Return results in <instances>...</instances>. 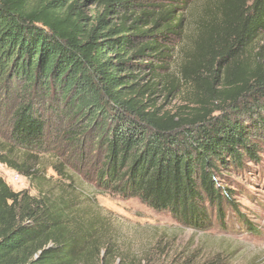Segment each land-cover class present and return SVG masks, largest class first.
Here are the masks:
<instances>
[{
	"label": "trees",
	"instance_id": "1",
	"mask_svg": "<svg viewBox=\"0 0 264 264\" xmlns=\"http://www.w3.org/2000/svg\"><path fill=\"white\" fill-rule=\"evenodd\" d=\"M196 2L0 0V162L28 175L37 152L96 153L88 176L104 193L196 230L225 226L228 206L244 219L226 184L261 161L264 64L239 50L264 36V0H207L201 15ZM189 26L194 47L174 72ZM179 82L189 105L161 111L151 97ZM71 201L0 176V264H100L102 212Z\"/></svg>",
	"mask_w": 264,
	"mask_h": 264
},
{
	"label": "rangeland",
	"instance_id": "2",
	"mask_svg": "<svg viewBox=\"0 0 264 264\" xmlns=\"http://www.w3.org/2000/svg\"><path fill=\"white\" fill-rule=\"evenodd\" d=\"M205 3L207 0H197L193 13L201 15ZM185 34L170 61L174 72L179 71V65L194 47L197 34L193 26ZM248 55L264 64V36L239 50L240 58ZM210 59L208 55L196 59L195 67L204 75ZM148 72L145 69L142 75ZM190 93L192 89L179 82L173 92L157 91L151 98L161 111L174 113L189 105ZM0 130L6 133L7 127ZM258 138L262 142L260 163L251 164V169L245 172L233 171L230 174L233 181L226 184L236 190L234 200L244 219L228 206L225 226L216 216L201 230L168 213L153 210L136 197L125 199L100 191L88 176L90 160L96 158V153L86 152L87 157L81 159L79 151H66V148H60L58 157L37 152L22 167L28 175L0 162V176L16 192L31 196L46 192L63 195L71 202L80 200L81 207L101 211L104 223L99 244L100 264H264V136ZM18 161L22 162V157Z\"/></svg>",
	"mask_w": 264,
	"mask_h": 264
}]
</instances>
